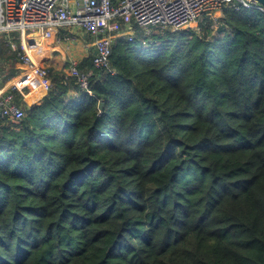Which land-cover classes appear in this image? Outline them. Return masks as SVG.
Here are the masks:
<instances>
[{"label":"trees","instance_id":"trees-1","mask_svg":"<svg viewBox=\"0 0 264 264\" xmlns=\"http://www.w3.org/2000/svg\"><path fill=\"white\" fill-rule=\"evenodd\" d=\"M254 6L231 2L196 31L114 39L109 71L92 54L77 63L86 88L47 71L40 102L0 119V264H264ZM19 72L0 38L1 86Z\"/></svg>","mask_w":264,"mask_h":264},{"label":"built area","instance_id":"built-area-1","mask_svg":"<svg viewBox=\"0 0 264 264\" xmlns=\"http://www.w3.org/2000/svg\"><path fill=\"white\" fill-rule=\"evenodd\" d=\"M231 2L245 8L257 4L251 0H0V38L8 40L20 64L12 85L0 87V119L19 121L24 116L23 92L47 80L48 72L38 62L41 47L35 36L51 41L59 28L82 30L95 38L93 66L109 71L112 41L131 35L133 28L181 31L203 17L220 16ZM254 8L264 13L262 6ZM12 33L18 34V44ZM68 76L76 78L82 88L90 77L78 73L76 63L71 64Z\"/></svg>","mask_w":264,"mask_h":264},{"label":"crops","instance_id":"crops-1","mask_svg":"<svg viewBox=\"0 0 264 264\" xmlns=\"http://www.w3.org/2000/svg\"><path fill=\"white\" fill-rule=\"evenodd\" d=\"M70 27L65 28H59L56 31V37L54 40L46 41V48L48 49V53L45 55V57L42 55L44 54V48H40L41 55L38 56V61L40 65L47 69V71H55L59 72L62 71L68 76V71L71 67L72 63H79L83 58L87 57L88 55L92 54L94 56V49L91 47V43L88 45H84V47L79 48V50L76 53L72 52H66L63 47L60 45L65 43V41H72L73 43H76L75 38H70L68 35H65V29H68ZM70 44H66V48H70ZM43 56V57H42ZM70 59V60H68ZM44 92L40 94L38 97L30 98L29 96L35 95V93L39 90L41 85H37L35 88L28 89L24 91V98L23 103L27 107H31L35 104H38L40 100L45 96V94L48 91L49 88V81H44ZM33 99V100H32Z\"/></svg>","mask_w":264,"mask_h":264},{"label":"rangeland","instance_id":"rangeland-1","mask_svg":"<svg viewBox=\"0 0 264 264\" xmlns=\"http://www.w3.org/2000/svg\"><path fill=\"white\" fill-rule=\"evenodd\" d=\"M203 18L211 19V21L214 22V25L216 26L217 25V21L221 18V16H217L216 15V16H210V17L208 16V17H203ZM203 18H201L200 20H202ZM200 20H198V22ZM198 22H196L194 24H191L186 29H191V30H195L196 31ZM186 29H182V30H186ZM169 32H170L169 29H163V28H144V29L133 28L131 35H124V37H122L121 39H123L124 41H127L129 43H135V42H137L139 40H142L143 38H152L153 36L154 37L155 36H161L164 33H169ZM13 34H16V37H12ZM65 35H68L70 38L72 37V38L76 39L75 40L76 43H73L72 41H69V42L65 41L64 44H63V42H62V44H60L66 52L76 53L79 50V48H82V47H84V45H88V44L92 43L95 40V38L92 37L91 35L85 34L82 30H79V29H77L75 27H70L68 29H65ZM11 37H12L13 40L16 41L15 43L18 44V41H19L18 34L17 33H12ZM217 38H218V36L215 35L214 39H217ZM34 39H35L36 42L39 43V46L41 48H44V54H42V55L45 57V55L48 53V49L46 48V45H45L46 42L43 39H41L39 36H35ZM66 44H70L71 45L69 49L66 48ZM68 60H70V59H68ZM70 62H71V60H70ZM14 79H15V77L13 79H11L10 81L6 82L2 86H5L7 84L12 85ZM2 86H1V83H0V87H2Z\"/></svg>","mask_w":264,"mask_h":264},{"label":"water","instance_id":"water-1","mask_svg":"<svg viewBox=\"0 0 264 264\" xmlns=\"http://www.w3.org/2000/svg\"><path fill=\"white\" fill-rule=\"evenodd\" d=\"M252 2H255L262 6L264 8V0H251ZM102 104H99V109L101 108Z\"/></svg>","mask_w":264,"mask_h":264},{"label":"bare ground","instance_id":"bare-ground-1","mask_svg":"<svg viewBox=\"0 0 264 264\" xmlns=\"http://www.w3.org/2000/svg\"><path fill=\"white\" fill-rule=\"evenodd\" d=\"M41 85V84H40Z\"/></svg>","mask_w":264,"mask_h":264}]
</instances>
